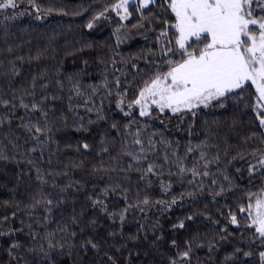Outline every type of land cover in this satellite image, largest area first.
Listing matches in <instances>:
<instances>
[{"label": "trees", "instance_id": "obj_1", "mask_svg": "<svg viewBox=\"0 0 264 264\" xmlns=\"http://www.w3.org/2000/svg\"><path fill=\"white\" fill-rule=\"evenodd\" d=\"M117 3L0 11V264H264L240 212L264 191L253 88L140 116L128 104L164 65L171 16L136 0L121 19Z\"/></svg>", "mask_w": 264, "mask_h": 264}, {"label": "snow or ice", "instance_id": "obj_2", "mask_svg": "<svg viewBox=\"0 0 264 264\" xmlns=\"http://www.w3.org/2000/svg\"><path fill=\"white\" fill-rule=\"evenodd\" d=\"M132 2L134 0H119L112 10L118 16L123 11L120 18L127 19ZM156 3L157 0H140L142 9L149 11ZM17 7V0H0V11ZM165 7L171 20L164 21L165 27L157 39L163 38L161 47L166 60L143 82L137 98L128 107L138 106L140 116L151 115L153 106L160 113L195 115V109L207 108L213 102L222 101L232 93L241 94L251 87L255 92L254 114L264 128V0H165ZM124 102L119 100L117 106ZM33 110H37L36 105ZM34 130L43 135L40 127ZM36 140L39 143V135ZM135 143L141 141L137 139ZM260 164L264 166V156ZM152 172L150 164L147 173ZM249 200L247 208L241 207L240 212L247 213L255 232L264 238V191L253 194ZM231 223L237 224L235 215ZM92 247L97 246L92 244ZM260 256L264 260V252ZM188 258L189 252L185 251L182 259Z\"/></svg>", "mask_w": 264, "mask_h": 264}, {"label": "rangeland", "instance_id": "obj_3", "mask_svg": "<svg viewBox=\"0 0 264 264\" xmlns=\"http://www.w3.org/2000/svg\"><path fill=\"white\" fill-rule=\"evenodd\" d=\"M136 0H134V2H135ZM134 2H132V3H134ZM132 3H130V4H132ZM122 12V14H124L123 13V11H121ZM154 107V106H153ZM166 112V111H165ZM246 215H247V213H245ZM262 252H264V250L262 251Z\"/></svg>", "mask_w": 264, "mask_h": 264}]
</instances>
